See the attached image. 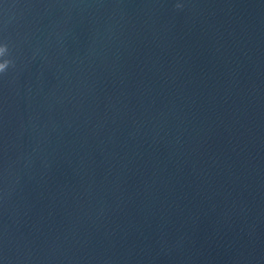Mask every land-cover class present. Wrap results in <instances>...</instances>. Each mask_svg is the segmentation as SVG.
Returning <instances> with one entry per match:
<instances>
[{"label":"water","instance_id":"water-1","mask_svg":"<svg viewBox=\"0 0 264 264\" xmlns=\"http://www.w3.org/2000/svg\"><path fill=\"white\" fill-rule=\"evenodd\" d=\"M0 264H264V0H0Z\"/></svg>","mask_w":264,"mask_h":264}]
</instances>
